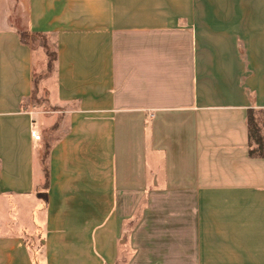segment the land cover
I'll return each instance as SVG.
<instances>
[{
  "label": "crops",
  "instance_id": "0c3cea01",
  "mask_svg": "<svg viewBox=\"0 0 264 264\" xmlns=\"http://www.w3.org/2000/svg\"><path fill=\"white\" fill-rule=\"evenodd\" d=\"M251 111L264 0H0V264H264Z\"/></svg>",
  "mask_w": 264,
  "mask_h": 264
},
{
  "label": "trees",
  "instance_id": "16d2710c",
  "mask_svg": "<svg viewBox=\"0 0 264 264\" xmlns=\"http://www.w3.org/2000/svg\"><path fill=\"white\" fill-rule=\"evenodd\" d=\"M21 38L24 42H36V40H44L43 47L47 51V55L49 58V68H52L54 61L56 60V53L52 51V49L47 45L46 39L42 37L41 34L33 35L31 40H29V36L21 33ZM264 113V111H261ZM248 128H249V154L251 157L255 158H263L264 159V122L262 120L257 121L256 115L251 111L249 113L248 118ZM47 153L43 158V164L46 176H48L47 170Z\"/></svg>",
  "mask_w": 264,
  "mask_h": 264
},
{
  "label": "rangeland",
  "instance_id": "374dc122",
  "mask_svg": "<svg viewBox=\"0 0 264 264\" xmlns=\"http://www.w3.org/2000/svg\"><path fill=\"white\" fill-rule=\"evenodd\" d=\"M45 41L44 40H36V42L33 43L35 46L43 45ZM257 121L262 120L264 122V113L258 112L255 114ZM264 131V128H263Z\"/></svg>",
  "mask_w": 264,
  "mask_h": 264
},
{
  "label": "built area",
  "instance_id": "2783aa9c",
  "mask_svg": "<svg viewBox=\"0 0 264 264\" xmlns=\"http://www.w3.org/2000/svg\"><path fill=\"white\" fill-rule=\"evenodd\" d=\"M31 136L35 139V140H41V135L38 133V131L36 130H31Z\"/></svg>",
  "mask_w": 264,
  "mask_h": 264
}]
</instances>
